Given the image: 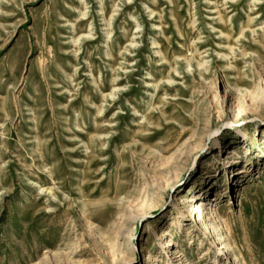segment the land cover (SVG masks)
I'll return each mask as SVG.
<instances>
[{
  "label": "rangeland",
  "instance_id": "1",
  "mask_svg": "<svg viewBox=\"0 0 264 264\" xmlns=\"http://www.w3.org/2000/svg\"><path fill=\"white\" fill-rule=\"evenodd\" d=\"M0 264H264V0H0Z\"/></svg>",
  "mask_w": 264,
  "mask_h": 264
},
{
  "label": "bare ground",
  "instance_id": "2",
  "mask_svg": "<svg viewBox=\"0 0 264 264\" xmlns=\"http://www.w3.org/2000/svg\"><path fill=\"white\" fill-rule=\"evenodd\" d=\"M241 173H243V171H239V174H241ZM206 205H208V204H206ZM212 206L213 205H210V207L208 208V210H210V208H212ZM214 208H216V206L214 207ZM219 209H216V210H211V212L210 213H215V212H217ZM208 215V212L207 211H205V210H201V212H200V215H199V217H198V219L196 220V222L197 223H200V222H204L203 223V228H205V226H207V222L209 221V217L207 216ZM202 228V229H203ZM225 249L226 248H224L223 246L222 247H220V250H223V251H225ZM227 250V249H226Z\"/></svg>",
  "mask_w": 264,
  "mask_h": 264
}]
</instances>
